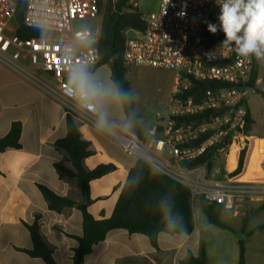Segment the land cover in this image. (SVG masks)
Segmentation results:
<instances>
[{
    "label": "built area",
    "instance_id": "1",
    "mask_svg": "<svg viewBox=\"0 0 264 264\" xmlns=\"http://www.w3.org/2000/svg\"><path fill=\"white\" fill-rule=\"evenodd\" d=\"M24 1V24L47 32V36L21 39L16 30L10 35L12 29L6 16H16V5L12 0H0L1 63L56 99L65 113L74 114L79 123L100 128L127 153L186 186L193 199L203 198L229 212L247 197L264 200V183L237 182L227 169L231 148H243L246 83L252 74L254 57H239L234 48H220L224 34L207 30L206 22L218 23L219 7L215 0H158L156 10L144 13L145 31L127 40V66H147L176 75L166 117L157 113L162 124L150 127L145 140L117 129L97 104L94 108L84 107L68 93L67 80L72 71L76 67L95 69L101 60V29L97 33L74 30L73 24L101 17L106 0ZM210 52H216L217 58L210 60L205 55ZM192 80L216 81L225 86L202 102L179 98L190 88ZM97 85L103 87L101 82ZM211 110L218 113L208 121L185 120ZM101 117L105 124L98 127ZM209 152L215 164L218 159L225 161V166L215 165L210 170L207 163L193 164Z\"/></svg>",
    "mask_w": 264,
    "mask_h": 264
},
{
    "label": "crops",
    "instance_id": "2",
    "mask_svg": "<svg viewBox=\"0 0 264 264\" xmlns=\"http://www.w3.org/2000/svg\"><path fill=\"white\" fill-rule=\"evenodd\" d=\"M257 64L256 89L249 90L251 94L247 98L259 94L257 90L264 92L260 89L264 65ZM246 104L254 125L244 138L248 148L243 171L234 179L242 183H264V133L254 132L258 123L247 99ZM65 114L56 99L32 82L17 77L0 78V139L8 135L13 122L22 124L21 149L0 152V264H45L23 252L32 248L27 224H32L36 216H40L41 234L53 249L56 262L72 264V250L77 241L70 236L82 234V213L77 208L61 213L51 211L37 186L45 185L75 201L82 199L76 183L60 179L54 166L64 161V154L55 147V142L66 135ZM127 127L120 130L128 131ZM79 130L95 150V155L85 160L88 169L100 164L118 167L115 172L91 182L92 202L88 211L96 220L107 219L112 216L128 173L139 158L127 153L100 128L79 123ZM240 151L241 148L235 159L227 163L231 173L238 165ZM202 214L203 217L193 211L195 228L191 234L161 233L157 247L144 235L112 230L103 242L93 246L83 264H186L184 259L189 253L200 258L203 252L207 264H238L240 237L245 241V264H264V229L258 230L264 225V200L247 197L237 203L234 211H224L221 220L233 231L210 224Z\"/></svg>",
    "mask_w": 264,
    "mask_h": 264
},
{
    "label": "trees",
    "instance_id": "3",
    "mask_svg": "<svg viewBox=\"0 0 264 264\" xmlns=\"http://www.w3.org/2000/svg\"><path fill=\"white\" fill-rule=\"evenodd\" d=\"M16 5L15 20L17 23L16 34L21 39L43 38L47 32L27 27L23 22L25 8L24 0H12ZM144 13L133 0H116L109 4L103 17L100 35L99 52L101 60L95 69L108 66L111 70V80L115 85L119 100L125 116V123L131 132L140 140H145L147 131L141 123V117L136 109L135 96L131 84L127 79L130 66L124 61V52L127 40L134 35L145 31ZM258 80V64L253 60V70L247 88H255ZM225 85L216 81L192 80L188 90L179 94L182 99H192L202 102L211 96L217 89ZM264 99V92L257 90ZM127 93V98L123 95ZM247 110L246 125L243 132L246 136L252 130L254 121ZM218 112L215 110L186 118V121L200 123L210 120ZM180 122L183 119L179 120ZM66 135L55 142V147L64 154V161L55 163V170L60 179L71 180L78 186L82 199L75 201L69 197L59 195L45 185L38 184L48 207L51 211L61 213L65 209L77 208L83 216L82 234L69 235L77 241L73 248L72 264H83L85 257L93 246L103 242L112 230L123 229L130 234L146 236L154 247L161 233L170 235H189L195 228L193 219V198L190 190L181 183L162 174L149 163L138 159L130 169L127 179L123 184L120 196L115 205L112 216L103 220H96L88 211L92 202L91 182L115 172L118 167L113 164H100L90 170L85 165V160L95 155L92 143L83 138L79 130L77 117L66 112L64 118ZM22 124L13 122L7 136L0 139V152L21 149ZM248 145L241 149L238 165L230 174L231 177L239 175L244 168ZM207 163L211 170L216 165L213 154L198 159L193 164ZM223 176H219L222 178ZM116 188V187H115ZM202 212L209 223L220 228L233 231L221 220L224 209L219 204H210L205 199L199 198ZM166 209H170V212ZM30 233L32 248L23 250L31 257L40 258L45 264H58L53 255V249L45 242L41 234L40 216H36L32 224H27ZM264 225L258 230H263ZM239 263L245 264V241L239 238ZM186 264H207L206 254L195 258L191 253L184 259Z\"/></svg>",
    "mask_w": 264,
    "mask_h": 264
},
{
    "label": "rangeland",
    "instance_id": "4",
    "mask_svg": "<svg viewBox=\"0 0 264 264\" xmlns=\"http://www.w3.org/2000/svg\"><path fill=\"white\" fill-rule=\"evenodd\" d=\"M115 1L116 0H106L101 11V17L76 21L73 24V29H89L93 33H97L101 29L102 20L107 11L108 5L111 3L113 4ZM133 2L135 5L139 6V9L143 13H149L156 10L158 5V0H133ZM6 20L12 29V31L8 32L11 35L14 30L17 29V23L15 17L11 16L10 13L6 16ZM88 73L94 83L97 84L98 82H101L103 85L101 90L104 95L100 97V101L97 103L103 116L112 122L117 129L126 128V123L123 121L124 112L115 85L111 80L110 68L108 66H102L98 69H90L88 70ZM5 77L26 79L24 75L13 71L8 66L0 62V78ZM175 78V73L171 71L147 66H130L127 73V79L131 84L132 91L135 96L136 109L141 117V123L145 129H149L153 125L162 124V121H159L156 115L159 112L163 117H166L167 106L172 96V88ZM260 89L264 91V75ZM247 101L249 107L253 110L258 123L257 127H254V132L262 134L264 133V99L259 94H252L249 98H247ZM127 129L131 132L129 126ZM108 137L112 139L110 136ZM220 164L223 166V160L216 159V166H219ZM193 211L195 214L200 213L203 217L198 198H194L193 200Z\"/></svg>",
    "mask_w": 264,
    "mask_h": 264
},
{
    "label": "clouds",
    "instance_id": "5",
    "mask_svg": "<svg viewBox=\"0 0 264 264\" xmlns=\"http://www.w3.org/2000/svg\"><path fill=\"white\" fill-rule=\"evenodd\" d=\"M215 3L219 7L218 23H206L210 33L219 31L224 34L220 48H234L239 57H254L257 62H264V0H215ZM216 52L205 55L213 60L217 58ZM67 89L69 95L87 108H94L104 95L85 67H76L72 71ZM123 95L127 98V93ZM104 124L105 120L101 117L97 126L103 127ZM166 210L170 212V209Z\"/></svg>",
    "mask_w": 264,
    "mask_h": 264
},
{
    "label": "bare ground",
    "instance_id": "6",
    "mask_svg": "<svg viewBox=\"0 0 264 264\" xmlns=\"http://www.w3.org/2000/svg\"><path fill=\"white\" fill-rule=\"evenodd\" d=\"M125 142H126V144H129L128 141H125ZM236 151L237 150H236L235 147H232L231 148L230 154H229L228 159H227V163H231L235 159V157H236Z\"/></svg>",
    "mask_w": 264,
    "mask_h": 264
},
{
    "label": "water",
    "instance_id": "7",
    "mask_svg": "<svg viewBox=\"0 0 264 264\" xmlns=\"http://www.w3.org/2000/svg\"><path fill=\"white\" fill-rule=\"evenodd\" d=\"M249 90H252V92H255V88H248V95H247V97L249 96V94H251V92L249 93ZM244 147H245V143H243V148Z\"/></svg>",
    "mask_w": 264,
    "mask_h": 264
}]
</instances>
